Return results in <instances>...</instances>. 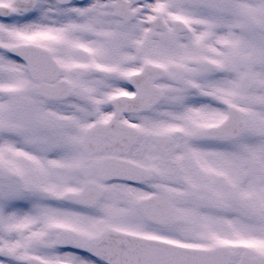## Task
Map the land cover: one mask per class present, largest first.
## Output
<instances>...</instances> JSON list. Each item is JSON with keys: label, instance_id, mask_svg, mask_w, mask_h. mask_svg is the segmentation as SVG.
<instances>
[{"label": "snow or ice", "instance_id": "1", "mask_svg": "<svg viewBox=\"0 0 264 264\" xmlns=\"http://www.w3.org/2000/svg\"><path fill=\"white\" fill-rule=\"evenodd\" d=\"M0 264H264V0H0Z\"/></svg>", "mask_w": 264, "mask_h": 264}]
</instances>
